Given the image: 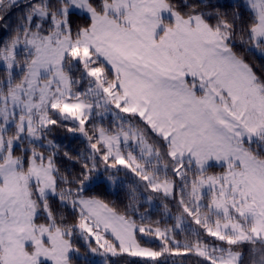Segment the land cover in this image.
Here are the masks:
<instances>
[{"label": "snow or ice", "instance_id": "6c2138e0", "mask_svg": "<svg viewBox=\"0 0 264 264\" xmlns=\"http://www.w3.org/2000/svg\"><path fill=\"white\" fill-rule=\"evenodd\" d=\"M0 21V264H264V0H0ZM101 163L138 178L124 211L85 195ZM140 182L179 197L174 223L139 212Z\"/></svg>", "mask_w": 264, "mask_h": 264}, {"label": "trees", "instance_id": "16d2710c", "mask_svg": "<svg viewBox=\"0 0 264 264\" xmlns=\"http://www.w3.org/2000/svg\"><path fill=\"white\" fill-rule=\"evenodd\" d=\"M26 0L21 1V4L25 3ZM98 2V0H97ZM213 2H218L220 4L224 5H234V4H243L240 0H213ZM21 7H14L6 17V20H10L13 24L15 23V19L17 16L20 15ZM243 12L245 14V17H247V9H243ZM74 20L76 23H85L87 18L83 14L76 13L74 15ZM3 21H0V27L3 25ZM2 24V25H1ZM6 38L7 33L4 31V29L0 32V38ZM249 62L253 63L255 66V70L258 74L264 73V68L260 66H264V58H261L258 54H249L246 57ZM78 75V73H77ZM93 123V124H92ZM90 123V121L87 122L86 126L88 129H91L93 125H96L95 121ZM66 127H73V124L71 122H66ZM51 139H53L56 143L60 144L62 146V149L67 150L71 152L73 155H76L80 152H85L87 154V140L83 138L78 133H70L67 132L65 127H58L54 130L53 134L50 136ZM57 164L61 166L62 168H71L73 171L78 172L80 169V165L76 163H72L67 161L61 152L60 155L56 158ZM101 166L99 165V168ZM210 170H218V168H212ZM107 173V172H105ZM122 180H120L121 182ZM115 182V183H108L107 180H101L93 183L89 186L87 189L85 195H94L98 198L104 200L105 202H108L110 204H113L118 210L124 211L126 206L130 203L129 195H128V186L136 184L131 178L124 177V182ZM139 192H141V186L139 188ZM155 205L154 207H151V205L144 200L143 195L139 196V203L140 208L139 212L146 213L150 220H160L161 221V227H163L165 224L171 225L174 223V220L171 217H174L178 213V196L176 199H172L171 197L164 199L162 195L155 194ZM167 204L168 211L166 212L164 205ZM65 212L71 219L72 213L70 209H65ZM134 218L139 222L140 215L139 213L134 214ZM193 227H196L193 225ZM181 241H183L184 236L180 235L177 237ZM158 241L156 243H153L152 247H157ZM79 247L84 249L85 247L81 243H77ZM247 247H244L245 253H247ZM132 261H142L144 258H128ZM179 260V258H176ZM91 264H96L92 261H90ZM109 262L111 264H126L125 259H122L121 257H112L109 255ZM171 263V261H169ZM196 264V260L194 257L187 258L186 264ZM76 264H84V261L78 260L76 261Z\"/></svg>", "mask_w": 264, "mask_h": 264}, {"label": "rangeland", "instance_id": "374dc122", "mask_svg": "<svg viewBox=\"0 0 264 264\" xmlns=\"http://www.w3.org/2000/svg\"><path fill=\"white\" fill-rule=\"evenodd\" d=\"M23 1V0H21ZM242 3H244V0H240ZM97 2V0H96ZM78 14H82V13H79L78 11L76 12ZM2 25V24H1ZM3 30V27H0V32ZM5 38V37H4ZM84 87H86V85H82L80 87V90H84ZM113 109H114V106H113ZM115 110V109H114ZM102 112V115L101 116H96L95 114L93 115L92 119L89 120L90 123L94 122L96 123V126H102V127H105V128H108V129H111L113 127V117L111 115V113H103V110H99ZM115 111H118V110H115ZM121 116H129V114H126V113H121L120 114ZM136 123H139V119L137 118V120L135 121ZM87 124V122H86ZM93 124V123H92ZM79 135H81L80 133H78ZM82 136V135H81ZM83 137V136H82ZM50 138V137H49ZM84 138V137H83ZM51 139V138H50ZM100 179L99 180H96L95 182L97 181H101V180H107L106 177L109 175V174H112L115 176V182H120V180H122L121 182H124V177H129L131 178L135 183L138 182V178L134 176V174H132L129 170L127 169H124L123 166H118L120 168V171L117 172L115 169H109L107 173H105V170H104V165L101 163L100 164ZM220 169L218 168V170H210L212 172H215V171H219ZM94 182V183H95ZM108 183H111V181H108ZM120 182V183H121ZM113 183V182H112ZM140 186H141V192H142V195L144 197V200L147 201V196L149 195V192H145L144 189H143V183L140 182ZM153 195V194H152ZM153 200L151 201V203H149L151 205V207H154L156 206L155 205V196L153 195ZM179 198V197H178ZM81 243L84 247V242L82 240H78L76 241V243ZM78 245V244H77ZM93 246H95V244H93ZM81 248V247H80ZM86 252V248L82 249L81 248V253H85ZM110 255V254H109ZM111 256V255H110ZM88 259L89 261H92L96 264H103V260H104V257H101L99 255H92V254H89L88 255ZM109 264H111V262H109ZM171 264V263H169ZM192 264V263H190Z\"/></svg>", "mask_w": 264, "mask_h": 264}]
</instances>
